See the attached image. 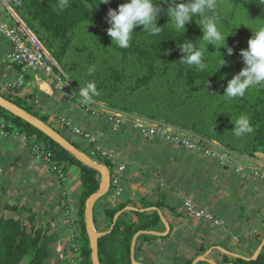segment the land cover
Masks as SVG:
<instances>
[{
    "label": "trees",
    "instance_id": "trees-1",
    "mask_svg": "<svg viewBox=\"0 0 264 264\" xmlns=\"http://www.w3.org/2000/svg\"><path fill=\"white\" fill-rule=\"evenodd\" d=\"M228 1L246 14L264 20V0ZM124 2L125 0H110V3L104 4L100 3V0H69V6L61 11L59 0H10L21 17L46 44L55 59L70 73L79 88L84 87L89 81L96 83L98 95L92 98L106 101L110 107L130 114L139 113L153 120L162 121L163 119L167 122L170 120L178 122L181 116L177 114V109L164 96L157 70V61L167 55L181 57L177 46L186 42L187 38L198 42L197 35L201 33L202 28L200 25L190 27L183 35L176 32L166 19L161 18L158 19V23L163 26L162 32L158 36L149 35L142 30L143 26H139L135 29L137 32L133 34L130 46L118 48L112 44L109 35L97 36L94 32L103 31L104 26L109 27L110 25L107 23L109 8H118ZM84 34L89 35L92 42L82 40L77 42L79 37ZM93 66H95V71L89 75L88 69ZM17 70H20V65ZM191 74L192 79L199 81V90L207 88L214 78L213 70L210 67L202 72L195 68ZM26 92L30 98L36 96L32 90ZM179 93L183 99V106L193 103L194 97L186 86H182ZM0 94L50 124L48 115L40 109L43 106L36 107L34 103L23 100L22 96L13 97L1 90ZM229 112L237 117L242 114L250 116L254 131L237 137L231 127L226 128L225 116ZM0 116L14 123L17 128L28 131L30 134H36L35 138L47 150L52 151L55 159L67 160L69 164L78 167L80 186L78 193L73 195L83 230V264H93L92 249L86 232L85 207L87 199L100 188L102 174L78 160L33 125L12 115L2 107H0ZM208 120L214 132L222 134L221 142L228 149L240 157L259 158L256 153L259 151L264 153V86L253 87L246 92L244 97L235 99H229L223 95L219 103L209 113ZM182 128L187 129L188 127L185 125ZM57 130L76 147L90 154V147L85 142L73 140L63 129ZM117 131L124 141L130 140L138 144L139 138H141L129 126L118 128ZM202 135L204 136V134ZM18 143L10 137L0 138V162L6 161L8 166L14 164L12 148L14 149ZM102 143L107 145L104 141ZM25 150L29 153L26 160L30 158L37 160L31 148H25ZM123 160L122 150L119 149L117 150V159L107 160L106 164L111 172H114L115 167ZM8 166L3 167L4 170ZM25 166L27 169L23 167L21 170L23 176L29 173V163ZM1 174L3 176L4 171ZM173 174L171 169L162 174L171 189H175L183 183L181 181L182 174ZM28 177H30L31 184L23 186L24 188L21 185L18 186L20 182L13 179L10 174L0 185V264H51L56 235L50 232L49 224L45 225L40 222L39 214L43 204L31 203V195L38 189L34 186L32 177ZM17 187L21 190V195H25L24 199L14 196L13 192ZM201 187H203L200 196L202 205L214 204L223 192L220 184L211 182L208 172ZM107 196L106 194L100 199L94 209L95 228L102 234L99 238L101 264H194L196 257L189 256L187 250H184V256L178 255L176 252L174 256L165 257L160 254L159 249L149 248V245L159 237L167 238L151 233L161 222L159 209L161 208L164 213L168 209H173V206L165 199L152 201L140 194L139 200L143 206L139 209H128V206L134 203L132 199L121 200L115 206L105 202V207L101 209L100 206L104 205L102 200H105ZM232 198L235 199V202L238 201L236 208L241 218L248 219L243 200L234 194H232ZM133 205H137V203ZM202 205L197 206L203 207ZM179 215L185 216V213L179 212ZM172 225L175 226L173 222ZM139 233L141 234L136 238ZM250 234L248 238L252 237ZM200 240L196 255L215 246L208 244L204 234L201 235ZM262 240L263 232L260 230L253 235L251 247H258ZM134 245L135 248H133ZM251 256V254L247 257L224 254L222 264H264V247L256 258ZM196 264L217 263L203 259Z\"/></svg>",
    "mask_w": 264,
    "mask_h": 264
},
{
    "label": "crops",
    "instance_id": "crops-1",
    "mask_svg": "<svg viewBox=\"0 0 264 264\" xmlns=\"http://www.w3.org/2000/svg\"><path fill=\"white\" fill-rule=\"evenodd\" d=\"M5 3H8V1L0 0V8ZM11 52L12 46L0 35V73L9 77L15 76L18 72V64L10 59ZM29 82L30 85L25 89V92L32 90L36 98L47 104L49 112H57L73 119L87 130L100 134L101 142L107 143L105 146L122 150L124 160L119 164H125L126 170L119 179L118 184L113 183L107 193L108 196L105 200H102L104 205L100 206L101 209L105 207V202L112 205L111 200L118 187L121 188V192L116 205L121 200L132 199L137 205L131 203L128 209H139L143 206L139 196L143 194L152 201L165 199L173 206V209H168L166 213L161 211V208L153 207L160 210L161 222L151 233L167 238L159 237L149 245V248L159 249L160 254L165 257L174 256L176 252H178V255L184 256V250H187L189 256L196 257L194 263L197 258L204 257L217 264H222L224 254L246 257L251 254V257H253L264 247V180L248 174H238L231 167L221 165L195 153L184 151L165 141L159 143L161 140H144L142 138H139L138 144L130 140L124 141L117 131L118 128L80 110L74 105L67 104L54 79L37 75L29 77ZM135 134L139 136L137 133ZM12 154L13 165L8 166V163L3 160L0 162V185L10 174L13 179L20 182L18 186H28L31 184L28 176H31L34 186L38 187V191L31 195L32 201H35L38 205L43 203L46 206L49 203L50 207L44 210V214H47L46 219L51 222L53 228L64 229L62 211L57 204L58 196L55 193L57 190L56 183L58 182L52 180L47 185L42 180L45 170L37 164L35 158L26 160L29 153L22 144L18 143L16 147L14 146ZM242 158H240L241 161L249 164L261 163L264 165V158L262 157L242 156ZM27 163H29L30 168L28 167L29 173H26L28 175H25V177L21 170L23 167L27 169V166H25ZM6 166L8 167L4 170L3 167ZM72 168L75 177L71 182L75 185L78 178L76 173L78 174V172H74L75 170ZM170 169L173 170V175L180 173L183 176L182 185L175 189H171V186L162 177L163 172ZM3 171L4 177L1 174ZM207 172L211 176L212 183H217L216 176L218 173L229 179L227 180V187L224 188L220 185L223 192L214 204L202 205L200 196L203 187L201 186L204 184ZM13 194L15 197L21 196L19 191L13 192ZM232 194L243 200L248 219L241 218L236 208L238 201H234ZM20 198L24 199V195ZM187 199H191L195 204L211 210L218 218L223 220V224L216 226L208 221L194 218L185 207ZM179 212L185 213V216L179 215ZM172 222L175 224L174 227ZM194 224L195 226L197 224L198 228ZM201 226L204 227L203 230H200L199 227ZM247 230L249 231L247 232ZM260 230L263 232V240L258 247L252 248L253 235ZM140 234H137L136 238ZM202 234L206 236L208 244H214L215 246L196 255ZM249 234L252 236L251 239L248 238Z\"/></svg>",
    "mask_w": 264,
    "mask_h": 264
},
{
    "label": "rangeland",
    "instance_id": "rangeland-1",
    "mask_svg": "<svg viewBox=\"0 0 264 264\" xmlns=\"http://www.w3.org/2000/svg\"><path fill=\"white\" fill-rule=\"evenodd\" d=\"M7 1L8 3L6 4L11 5L15 9V7L10 3V0H7ZM3 7H5V4ZM213 14H215L219 18L218 20L219 30L225 34V37L229 34V36L227 37V45L233 48L234 52L232 55H228L227 48L225 47H222L221 49H218V48L216 49L215 46L213 45L208 46V49H206V63L208 67H210L213 70L214 78H213V81L210 83V85L207 88L202 89V90L201 89L199 90L198 88L200 84L199 81L196 79H192L191 71L195 69L194 66L180 64L179 63L180 57H177L174 55H167L163 58H160L157 61V70H158L160 82L163 87L164 96L177 109V114L181 116L179 117L178 122L173 121V120H170L169 122H167L163 119H162V122L178 127V128H181V129H184V130H189L191 132H194L195 134H198L199 136H202L203 138L216 141L220 143L222 147L227 148V146H225V144L221 142L222 134L219 132H214V129L212 128V125L210 124L208 120L209 113L214 109V107L219 103L220 99L222 98L224 91L227 87L228 80H230L237 72H239L245 66L244 61L240 55V50L248 47V40L254 34L251 28H257V27L264 25V20L261 18L253 17V16L246 14L239 7L235 6L233 3L229 2L228 0H217V7L215 9V13L208 12L209 16ZM161 18H164L167 21H169L170 19V17L167 14V4H163L162 12L159 16V19ZM200 23H201V20L199 18H197L196 20V18L194 17L193 20L190 23H188V25L186 26L187 30L190 27L199 26ZM107 29L108 27L104 26L102 28L103 31L94 32V34L97 36H106L108 35ZM233 32L234 34H232ZM202 35H203V32L201 31V33L197 35L198 40L202 37ZM80 40L85 41V42L86 41L92 42L91 37L85 34L79 37L77 42H79ZM199 43L200 42L198 41L197 46H199ZM225 43H226V40H225ZM222 56L227 61V64L220 68ZM64 70H65V74L69 78L70 85H72V87L76 88L77 90L80 89L75 84L73 79L71 78L70 73L65 68ZM182 86H186L187 90L192 93V96L194 97L193 99L194 101L192 104L188 103L186 106L182 105L183 99L179 93V90ZM24 92L25 90L22 92L23 100H25L28 96V93L27 92L24 93ZM64 99L66 100V98ZM91 101L95 104L96 102H104L109 106V104L103 100H96L92 98ZM29 102L34 103L36 107L38 106L39 108L43 106L40 109L42 110L43 113L48 115V120L50 122V125H52L55 129H59V130L63 129L64 131H67V134L71 136L73 140H79V141L82 140L83 142H85V144L89 145L90 147L89 150L91 154V150L94 149V146L92 145V143L89 140H87L85 137L82 138V137H79L77 134H74L72 131H70V129L66 127V125H64L61 122V120H59V118H68V117H65L57 112L55 113L49 112L47 110V104L41 102L40 99L39 101H35L32 99ZM66 103L74 105L81 110L78 104L69 103V101L67 100H66ZM94 105H91V106L93 107ZM113 109H116V108H113ZM117 110H120V109H117ZM120 111H123V110H120ZM136 115L144 116L139 113H136ZM98 118L108 123L104 117L99 116ZM225 118H226V128L231 127L232 129H234V126H235L234 121L238 117L232 115V113L229 112L228 114H226ZM158 121H161V120H158ZM110 125L112 126V124ZM185 125L188 127L187 129L182 128V126H185ZM17 129H19V127ZM19 130L21 132H28V131L21 130V129ZM94 134L97 135L98 137L100 136V134L98 133H94ZM202 134H204V136ZM31 136L35 137L36 134H31ZM15 141L19 142L18 140H15ZM36 142L44 146L41 142H39L37 138L33 141H29L26 145L23 144V146L24 148H29V149L31 148L32 150V146ZM101 144L104 147H107L102 142ZM110 149L117 153V149H114V148H110ZM52 158L54 160L59 161L58 159H55L53 156ZM36 159L39 160L37 161V164H39L40 167H43V170H45L42 180L45 181L47 185L51 183L52 180H55L58 182L56 183L57 190L55 193L58 196L57 204L62 211V216H63V221H64V229L63 228L58 229L56 227L53 228L51 225V222L46 219L47 214H44V210L49 206V203L47 206L42 203L43 206L41 207L40 214H39L40 222L41 224H45V225L49 224L51 228L50 232L56 235V241L54 244L55 251L51 258V264H83L84 262V252H83V243H82L83 230H82L81 220L77 213L76 202H75L74 195H73L74 193L77 194L79 191V186H80L79 169L77 166L69 164L67 160H60L59 163L60 165H62L61 170H62V174L64 177L63 179L60 176V173L57 174V172H55L49 165L45 163L44 159L41 160V159H38L37 157ZM98 162L106 164V161L102 159H99ZM72 167L75 170L74 172H78V174L76 173V176H78V178L76 179L75 185L71 182V180L75 177L71 170ZM228 179L227 177L223 176L221 173H218L216 176V182L220 184L222 187L224 186V188L227 187ZM16 191H19L21 195V190L18 187L15 190V192ZM69 192H72V193L70 194ZM12 200H14V198H12ZM32 202L33 201L31 200V203ZM33 204L38 205V203H36L35 201L33 202ZM67 212L69 214V218L67 216ZM75 215L77 217H75ZM67 219L68 221L70 219L71 224L67 222ZM75 221L76 223H74ZM195 227L198 228V225L196 224ZM199 228H201L200 230L204 229L203 226Z\"/></svg>",
    "mask_w": 264,
    "mask_h": 264
},
{
    "label": "built area",
    "instance_id": "built-area-1",
    "mask_svg": "<svg viewBox=\"0 0 264 264\" xmlns=\"http://www.w3.org/2000/svg\"><path fill=\"white\" fill-rule=\"evenodd\" d=\"M0 35L12 46L10 59L20 65V70L13 77L0 73V90L11 94L13 97L22 96V92L30 85L29 77L42 75L45 78L54 79L58 90L63 94L69 103L78 104L86 113L92 116H102L108 123L116 128L125 126L131 127L144 140H161L172 144L184 151L195 153L204 158L216 161L221 165L231 167L238 174H248L258 179L264 180V165L261 163L249 164L241 161L234 151L222 147V145L211 139L203 138L194 132L184 130L162 121L153 120L146 116L126 113L109 107L104 102L92 101L83 103L76 88L70 85L69 78L65 74L63 66L55 59L41 40L39 35L21 17V15L11 6L5 3V7L0 8ZM25 93V92H24ZM25 99V98H24ZM39 101L38 98L27 96V102L31 100ZM95 104V105H94ZM91 105H94L93 107ZM83 106V107H82ZM70 131L79 137L89 140L94 149L89 154L94 160L102 159L116 160L117 153L101 144V136L85 129L82 125L75 123L69 118H59ZM0 137H10L18 140L22 145L35 140L28 132H21L14 123L7 121L0 116ZM32 151L38 159L45 160L55 172L60 173L64 179L59 161L52 158L53 153L47 150L38 142L33 144ZM243 159V158H242ZM96 160V161H98ZM101 162V161H100ZM126 170L125 164H118L112 172V186L118 184L119 179ZM61 178V179H62ZM121 188L118 187L111 200L112 205H116ZM188 212L196 219L208 221L216 226H221L223 220L218 218L206 207H198L191 199L185 201ZM69 218V214L67 212ZM75 217H77L75 215ZM78 219V218H77ZM67 222L70 223V219ZM76 223V221L74 222ZM71 224V223H70Z\"/></svg>",
    "mask_w": 264,
    "mask_h": 264
},
{
    "label": "clouds",
    "instance_id": "clouds-1",
    "mask_svg": "<svg viewBox=\"0 0 264 264\" xmlns=\"http://www.w3.org/2000/svg\"><path fill=\"white\" fill-rule=\"evenodd\" d=\"M100 3L108 4L110 0H100ZM163 4H167L170 26L178 33L184 35L186 26L194 17L201 20L199 25L203 35L198 40L199 46L196 40L189 38L177 46L181 52L180 64L194 66L201 72L205 71L208 67L206 49L209 45L215 46L216 49L225 47L228 55L233 54V48L227 45L229 34L225 37L218 28L219 18L215 14L208 15V12L215 13L217 0H125L118 8H109L107 13V23L110 25L107 33L112 44L118 48H128L133 34L137 32L135 29L139 26H143L142 30L149 35L158 36L163 26L158 23ZM68 6L69 0H59L61 11ZM251 29L254 34L248 40V47L240 50L245 66L228 80L223 94L229 99L244 97L249 89L264 86V25ZM226 64L227 61L222 56L220 68ZM94 71L95 66L90 67L89 75ZM78 93L82 102L88 103L93 96L98 95L97 85L94 81H89L84 87H80ZM234 125L233 130L237 137L254 131L251 117L246 114L240 115L234 121Z\"/></svg>",
    "mask_w": 264,
    "mask_h": 264
},
{
    "label": "water",
    "instance_id": "water-1",
    "mask_svg": "<svg viewBox=\"0 0 264 264\" xmlns=\"http://www.w3.org/2000/svg\"><path fill=\"white\" fill-rule=\"evenodd\" d=\"M0 107L4 108L12 115H15L33 125L46 136L57 142L65 150L74 155L78 160L98 170L102 174V183L100 188L87 199L85 207L86 232L92 249V263L101 264L99 257V238L102 234L95 228L94 209L97 202L102 199L112 187V172L109 166L94 160L88 153L79 149L71 141L65 138L57 129L2 94H0ZM256 155L264 158V153L261 151L257 152ZM133 248H135V245ZM261 250L262 248L252 258H256ZM203 259L205 258H197L194 264ZM135 263L137 262L135 261Z\"/></svg>",
    "mask_w": 264,
    "mask_h": 264
}]
</instances>
